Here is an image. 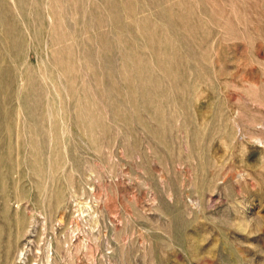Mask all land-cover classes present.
<instances>
[{
  "label": "rangeland",
  "instance_id": "obj_1",
  "mask_svg": "<svg viewBox=\"0 0 264 264\" xmlns=\"http://www.w3.org/2000/svg\"><path fill=\"white\" fill-rule=\"evenodd\" d=\"M0 264H264V0H0Z\"/></svg>",
  "mask_w": 264,
  "mask_h": 264
}]
</instances>
